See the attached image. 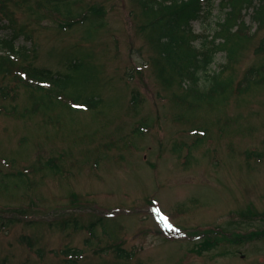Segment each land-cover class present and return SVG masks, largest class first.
<instances>
[{
  "label": "rangeland",
  "instance_id": "rangeland-1",
  "mask_svg": "<svg viewBox=\"0 0 264 264\" xmlns=\"http://www.w3.org/2000/svg\"><path fill=\"white\" fill-rule=\"evenodd\" d=\"M40 2H0L31 37L15 40L31 49L15 71L0 65V89L11 90L0 91V176L23 179L11 188L0 179V264H264V84L196 105L191 80L161 75L154 64L146 0ZM213 2L194 34L215 33L228 5ZM240 4L254 32L253 7L240 12ZM69 9L88 17L62 25ZM9 32L2 28L0 39ZM256 33L224 73L232 70L235 84L264 60V27ZM217 34L222 40L225 30ZM76 60L88 73L72 69ZM227 61L221 48L209 72ZM21 64L66 73L65 93L39 83L35 91L18 79ZM92 94L96 108L71 105V96ZM74 217L83 229L62 227ZM99 217L93 237L85 227ZM119 246L133 256L120 258ZM75 247L85 256L69 261L63 252Z\"/></svg>",
  "mask_w": 264,
  "mask_h": 264
},
{
  "label": "trees",
  "instance_id": "trees-1",
  "mask_svg": "<svg viewBox=\"0 0 264 264\" xmlns=\"http://www.w3.org/2000/svg\"><path fill=\"white\" fill-rule=\"evenodd\" d=\"M35 1L41 3L40 0ZM48 1L53 3L58 0ZM222 1V4H226L228 7H225V14L218 20L219 26L216 28L215 33L210 34L205 31L201 35L193 33V21L212 13L213 0H146L145 5L147 9H152L153 11V18L145 27L148 26L150 29L148 33L149 37L153 40L155 47H157L154 64L159 69L161 75L165 74L167 77L176 76L183 81L191 80L193 82L191 88L195 91L193 99L196 105L199 103H214V100L222 101L224 98L228 99L231 93H234L236 90L239 93L248 91L254 83L264 84V60L247 69L236 84L235 73L232 70L227 76H224V73H226L233 62L231 58L238 57L239 47L246 46L248 38L264 27V0L256 4V0ZM238 1H241L239 5L240 12L253 6L252 21L257 23V31L252 32L249 24L247 25L244 22V14H237ZM0 2H3V0H0ZM72 15L71 9H69L68 15L64 18L65 22L62 20L61 24L71 25L72 23H76V21L88 17L85 13L83 15ZM2 28H8L10 29L9 33H12V35L0 39V47L5 50V52L3 51L5 55H0V65H6L2 69L4 72L9 73L13 70L15 71L11 67L14 62L29 57V53H31V50L27 49L25 45H17L16 39H19L22 35H25L27 39H31V37L26 32V25L20 24L11 9L4 3L0 5V30ZM224 30L225 34L222 40L218 41L219 35L217 33ZM196 37L200 38L199 44L194 43ZM260 42L259 48L264 52V36ZM221 48L226 52L228 61L223 64L224 68L209 73L212 63L215 62L216 54ZM166 69H169V71H166ZM74 71L88 73V67L79 61L75 64ZM16 74L18 79L25 82H29V78L34 82L50 81L56 85V87L51 86L49 88L50 92L48 93L52 95L55 92L57 94L66 91V86L60 81L62 77H53L51 71L48 69L32 68L28 64H21L16 69ZM203 74H205L207 82L201 84L200 79ZM32 87H35V91L38 88H44L38 85ZM7 89L9 88H1L0 91L3 95H9L11 90L7 92ZM71 97L75 104H85L89 108H95L100 105V100L95 94L86 99L76 96ZM133 99H138L137 95ZM69 107L71 106L69 105ZM196 141L199 142L200 138ZM19 174L22 173L14 174V178H10L11 173H8L5 176H0V179L5 181L6 185L10 184L11 188L12 183L18 185V182L23 181ZM102 219L100 217L95 221H90L86 225L85 228L93 237L96 236V226L99 222L101 223ZM70 223H73L74 227L84 228V225L79 223L78 217L64 220L62 227L65 228ZM214 236L217 237V235ZM88 238L91 239L89 236ZM207 243L215 244L209 238H205L204 244ZM37 252L40 255L41 249H38ZM116 252L120 258L129 259L133 256V253L124 246H119ZM63 253L71 256L68 259L69 261H73L72 259L82 257L83 250L78 247L67 248Z\"/></svg>",
  "mask_w": 264,
  "mask_h": 264
},
{
  "label": "snow or ice",
  "instance_id": "snow-or-ice-1",
  "mask_svg": "<svg viewBox=\"0 0 264 264\" xmlns=\"http://www.w3.org/2000/svg\"><path fill=\"white\" fill-rule=\"evenodd\" d=\"M166 219V218H165ZM171 226V225H170Z\"/></svg>",
  "mask_w": 264,
  "mask_h": 264
}]
</instances>
